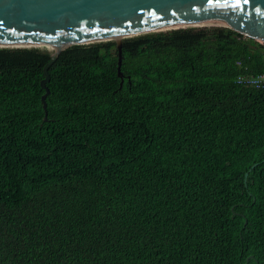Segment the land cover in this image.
<instances>
[{"label":"trees","instance_id":"trees-1","mask_svg":"<svg viewBox=\"0 0 264 264\" xmlns=\"http://www.w3.org/2000/svg\"><path fill=\"white\" fill-rule=\"evenodd\" d=\"M0 48V264H264V48L218 26ZM246 174L248 176L246 177Z\"/></svg>","mask_w":264,"mask_h":264},{"label":"water","instance_id":"water-1","mask_svg":"<svg viewBox=\"0 0 264 264\" xmlns=\"http://www.w3.org/2000/svg\"><path fill=\"white\" fill-rule=\"evenodd\" d=\"M201 26L230 28L264 48V0H0V48L51 52L41 82L45 121L48 70L67 48L115 41L123 78V39Z\"/></svg>","mask_w":264,"mask_h":264},{"label":"built area","instance_id":"built-area-1","mask_svg":"<svg viewBox=\"0 0 264 264\" xmlns=\"http://www.w3.org/2000/svg\"><path fill=\"white\" fill-rule=\"evenodd\" d=\"M243 81H246L249 86H255L260 87L264 86V75L260 77H251V78H239V83H242Z\"/></svg>","mask_w":264,"mask_h":264}]
</instances>
